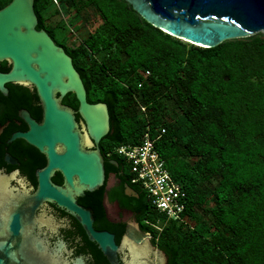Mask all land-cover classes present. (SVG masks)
I'll return each instance as SVG.
<instances>
[{"label": "trees", "instance_id": "trees-1", "mask_svg": "<svg viewBox=\"0 0 264 264\" xmlns=\"http://www.w3.org/2000/svg\"><path fill=\"white\" fill-rule=\"evenodd\" d=\"M9 1L0 0V8ZM34 9L38 29L59 14L69 21H62L67 32L81 33L79 45L61 46L88 101L108 105L114 133L110 128L101 140L104 155L120 159L114 149L139 143L148 128L171 178L186 191L180 220L165 223L131 182L124 158L128 183L144 195L138 204L146 230L167 264H264V34L203 47L155 27L127 0H35ZM8 69L0 62V71ZM63 102L79 105L74 93Z\"/></svg>", "mask_w": 264, "mask_h": 264}, {"label": "water", "instance_id": "water-1", "mask_svg": "<svg viewBox=\"0 0 264 264\" xmlns=\"http://www.w3.org/2000/svg\"><path fill=\"white\" fill-rule=\"evenodd\" d=\"M35 0H11L0 8V62L9 69L0 71V92L7 96V83L31 86L41 102V121L29 111H20L28 125L26 131L15 132L11 140L20 138L46 156L47 163L38 172V188L29 199L40 203L55 201L75 214L91 240L113 262L117 245L113 235L97 231L89 209L77 202L78 197L99 189L105 182L104 156L99 142L110 131V114L106 102H90L83 79L72 57L56 44L49 33L38 29ZM147 22L189 43L214 47L223 41L247 37L264 31V0H127ZM68 93L78 100L77 109L63 103ZM77 115L79 118H77ZM115 164L116 162H113ZM55 171L61 172L64 186L52 182ZM0 182V204L7 203ZM126 193L139 196L130 186ZM106 198V196H105ZM105 198L103 206L106 208ZM4 223H2V226ZM12 238L0 240V264H20L24 256L22 228L18 212L8 221ZM1 226V221H0ZM129 237L137 241L132 228ZM160 252L159 264H167Z\"/></svg>", "mask_w": 264, "mask_h": 264}, {"label": "flooded vegetation", "instance_id": "flooded-vegetation-1", "mask_svg": "<svg viewBox=\"0 0 264 264\" xmlns=\"http://www.w3.org/2000/svg\"><path fill=\"white\" fill-rule=\"evenodd\" d=\"M49 19H44L43 23L56 44L79 45L82 40L79 30L71 29L66 33L63 23L69 24L68 19L63 23L62 20L52 22ZM63 36L65 42L62 41ZM26 87L29 92L10 93L9 90L6 99L0 95V182L8 201L0 204V240L12 239L13 243H18L12 238L8 225L12 214L18 212L22 226L18 239L24 244V256L17 255L20 264H159L160 252L165 251L152 232L146 230L149 223L145 218L146 212L138 204L144 195L128 183L129 169L124 157L117 159L104 155L103 138L99 147L104 156L105 182L99 189L78 197L77 202L90 210L95 230L113 235L118 254L114 262L103 253L96 241L90 239L75 214L55 201L43 200L37 204L29 199L38 188V172L45 167L47 159L25 140L10 139L15 132L28 129L20 111L27 110L33 118L41 121L42 107L38 95L31 86ZM10 96L16 100L15 104L7 102ZM113 129L111 132L114 133ZM51 180L64 186V178L59 171L52 174ZM127 186L139 196L127 194ZM99 194L100 201L96 198ZM104 198L106 208L103 206ZM95 202H98V209ZM129 227L137 237L136 242L129 237Z\"/></svg>", "mask_w": 264, "mask_h": 264}, {"label": "built area", "instance_id": "built-area-1", "mask_svg": "<svg viewBox=\"0 0 264 264\" xmlns=\"http://www.w3.org/2000/svg\"><path fill=\"white\" fill-rule=\"evenodd\" d=\"M163 132L164 128L161 129ZM142 135L139 143L121 144L114 149V153L128 161L131 182L145 191L155 209L164 216L165 223L172 219L180 220L186 208V191L171 178L148 128Z\"/></svg>", "mask_w": 264, "mask_h": 264}, {"label": "rangeland", "instance_id": "rangeland-1", "mask_svg": "<svg viewBox=\"0 0 264 264\" xmlns=\"http://www.w3.org/2000/svg\"><path fill=\"white\" fill-rule=\"evenodd\" d=\"M50 12H53V10L52 11H50ZM55 16V18H53V16L52 17H50V20L53 22V21H55V20H62L63 21V17H62V15H54ZM74 28V27H73ZM75 30H77V27H75L74 28ZM263 34H264V31H261ZM66 33H67V31H66Z\"/></svg>", "mask_w": 264, "mask_h": 264}]
</instances>
